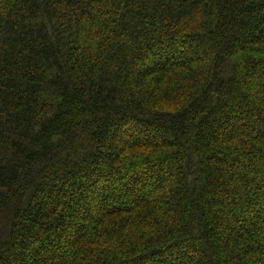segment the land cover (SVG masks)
<instances>
[{"label": "trees", "instance_id": "trees-1", "mask_svg": "<svg viewBox=\"0 0 264 264\" xmlns=\"http://www.w3.org/2000/svg\"><path fill=\"white\" fill-rule=\"evenodd\" d=\"M0 264H264V0H0Z\"/></svg>", "mask_w": 264, "mask_h": 264}]
</instances>
